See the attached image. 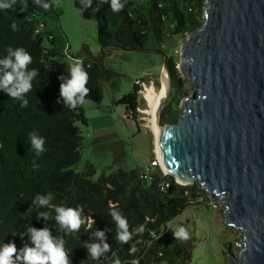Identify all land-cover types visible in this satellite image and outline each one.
I'll return each instance as SVG.
<instances>
[{
    "label": "trees",
    "instance_id": "trees-1",
    "mask_svg": "<svg viewBox=\"0 0 264 264\" xmlns=\"http://www.w3.org/2000/svg\"><path fill=\"white\" fill-rule=\"evenodd\" d=\"M203 8L204 0H127L124 9L116 13L108 2L99 0L95 12L97 43L101 53L111 47L144 46L150 34L161 44L170 36L181 37L197 28L203 19ZM50 11L34 6L32 0L27 12L20 11L19 5L15 10H0V58L7 54L8 46H22L33 57L29 68L39 71L32 90L26 95V107L0 90V243L12 241L18 249L22 248L30 243L26 235H21L28 225L40 228L47 224L53 235L64 237L72 264H116L117 260L119 264H132L133 260H138L139 264H190L193 237L186 242L175 240L174 230L167 228L166 223L192 200L206 196L196 183H178L173 176L163 173L158 164L152 163L153 158L137 168L102 172L96 180L92 179L95 171L91 166L81 172L74 170L83 139L75 122L86 123V118L81 106L70 110L60 97L59 76L67 75L70 63L65 53L56 49L54 36L45 29L42 17ZM13 21L18 31L11 30ZM43 39H47L51 47L43 46ZM81 60L89 74L86 87L90 92L85 99L99 102L103 84L109 82L114 86L121 73L104 65L100 58ZM166 65L171 89L170 98L160 110L161 123L178 120V103L184 93L182 79L171 57ZM138 89L139 85L134 83L132 91L115 102L134 117L143 102L138 99ZM32 131L45 138L46 151L40 156L31 149L29 133ZM48 192L54 195L52 205L83 207V214L95 221L92 228L86 230L82 226L79 232L63 233L54 227V219L47 222L37 219L40 211L55 214L51 207L42 208L32 203L37 194ZM110 203L118 205L127 217L129 230L133 232L128 243L121 244L115 239L116 226L109 214ZM141 225L144 231L135 232ZM96 228L110 229L106 236L111 251L94 261L83 245L95 239L92 233ZM231 243L223 242L222 246L230 251ZM133 244L137 251L130 254Z\"/></svg>",
    "mask_w": 264,
    "mask_h": 264
},
{
    "label": "water",
    "instance_id": "water-1",
    "mask_svg": "<svg viewBox=\"0 0 264 264\" xmlns=\"http://www.w3.org/2000/svg\"><path fill=\"white\" fill-rule=\"evenodd\" d=\"M163 69L156 147L164 173L196 183L221 203L223 224L241 232L225 264H264V0H204L201 24L178 50L187 78L180 116L162 124L171 89L165 61Z\"/></svg>",
    "mask_w": 264,
    "mask_h": 264
},
{
    "label": "rangeland",
    "instance_id": "rangeland-1",
    "mask_svg": "<svg viewBox=\"0 0 264 264\" xmlns=\"http://www.w3.org/2000/svg\"><path fill=\"white\" fill-rule=\"evenodd\" d=\"M51 2V11L42 18L46 23L45 29L54 36L56 49L65 53V59L71 63L75 59L100 58L104 65L121 73L114 86L109 82L103 84L99 102L85 99L81 106L86 123L81 120L75 122L83 139L80 158L73 166L74 170L81 172L91 166L95 171L92 179L96 180L102 172L107 174L118 168H137L152 158L160 165L154 133L146 120L148 116L143 113L146 102L138 90L151 82L155 89L161 86L163 65L168 58L173 59L178 70V50L185 35L170 36L158 44L150 34L144 45L146 50L111 47L101 53L95 26L99 0H93L92 6L84 10L81 9L79 0ZM42 45L51 47L47 39H43ZM178 73L182 79L181 89L186 93L187 78L179 70ZM137 81L138 99L143 102L139 104L134 117L124 110L122 104L115 102L123 94L132 91L133 84ZM178 108L180 109L179 105ZM221 210L219 201L211 202L207 195H201L166 223V227L172 230L184 225L193 237L190 264H225L227 253H237L242 234L223 224ZM228 241L232 242L230 251L222 246L223 242Z\"/></svg>",
    "mask_w": 264,
    "mask_h": 264
},
{
    "label": "clouds",
    "instance_id": "clouds-1",
    "mask_svg": "<svg viewBox=\"0 0 264 264\" xmlns=\"http://www.w3.org/2000/svg\"><path fill=\"white\" fill-rule=\"evenodd\" d=\"M110 4L113 12H120L124 9L127 0H105ZM93 0H79L81 9H88L92 6ZM32 4L45 11L50 10L52 4L50 0H32ZM19 5V10L27 12L29 0H0V10L13 9ZM12 31H18V25L15 21L11 24ZM6 55L0 58V90L7 93L8 96L21 103L22 107L28 105L26 98L33 88V81L39 75L36 68H29L33 62L32 55L26 48L18 46L13 48L8 46ZM61 81L59 85L60 97L65 107L70 110H77L78 106L85 103V97L89 95L90 89L86 87L89 81V74L86 71L83 61L75 59L68 65L67 75L59 76ZM60 99H57V103ZM31 149L36 156H40L46 151L45 138L36 131L29 133ZM54 195L51 192L46 194H37L32 203L38 207H51L54 215L49 211H40L37 213V219L43 218L45 222L55 220L58 232L73 233L79 232L82 226L91 229L95 221L83 214V207H72L66 204L52 205L51 201ZM110 216L116 226L115 239L121 243H128L133 236L129 230L127 217L119 210L118 205L110 203ZM110 229H97L92 233L95 237L90 242H85L83 247L88 251V257L92 260H99L111 251V245L107 242L106 232ZM137 233L144 231L141 225L134 230ZM175 240L186 242L190 239L189 231L180 226L173 232ZM21 235H26L30 243H25L22 248H17L15 242L0 243V264H72L69 251L66 249V241L63 236L53 235L52 230L45 224L44 227L37 228L31 224L26 227ZM139 243V241H137ZM137 251L136 245L129 248V253L134 254ZM119 264V261H116ZM132 264H139L138 260H133Z\"/></svg>",
    "mask_w": 264,
    "mask_h": 264
},
{
    "label": "bare ground",
    "instance_id": "bare-ground-1",
    "mask_svg": "<svg viewBox=\"0 0 264 264\" xmlns=\"http://www.w3.org/2000/svg\"><path fill=\"white\" fill-rule=\"evenodd\" d=\"M161 82H162L161 86L158 87L157 89H155L153 85L145 84V89L143 91L144 100L146 102V107L143 109V113L148 116L146 120L148 122L150 129L154 133L156 146H157L156 134L158 129L160 128L157 122L156 114H157L158 106L163 100L165 93L167 91V73L164 69L161 76Z\"/></svg>",
    "mask_w": 264,
    "mask_h": 264
},
{
    "label": "built area",
    "instance_id": "built-area-1",
    "mask_svg": "<svg viewBox=\"0 0 264 264\" xmlns=\"http://www.w3.org/2000/svg\"><path fill=\"white\" fill-rule=\"evenodd\" d=\"M136 83H138V81H137ZM150 85H153V86H154V84H153L152 82H151ZM144 89H145V84H144V87H141V88L138 90L139 92H141L143 99H144V92H143ZM152 163H156V164H158L157 161H153ZM158 165H159V164H158ZM159 166L161 167V165H159ZM161 170H162V172L164 173L162 167H161Z\"/></svg>",
    "mask_w": 264,
    "mask_h": 264
}]
</instances>
